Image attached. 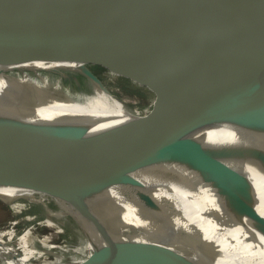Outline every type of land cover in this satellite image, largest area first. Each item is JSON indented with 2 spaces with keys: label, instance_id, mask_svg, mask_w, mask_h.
Masks as SVG:
<instances>
[{
  "label": "water",
  "instance_id": "water-1",
  "mask_svg": "<svg viewBox=\"0 0 264 264\" xmlns=\"http://www.w3.org/2000/svg\"><path fill=\"white\" fill-rule=\"evenodd\" d=\"M14 1L34 27L175 103L146 122L0 115V182L64 203L97 233L87 240L114 252L105 264L143 260L88 198L157 207L174 195H264V0ZM252 211L264 235V215Z\"/></svg>",
  "mask_w": 264,
  "mask_h": 264
},
{
  "label": "bare ground",
  "instance_id": "bare-ground-1",
  "mask_svg": "<svg viewBox=\"0 0 264 264\" xmlns=\"http://www.w3.org/2000/svg\"><path fill=\"white\" fill-rule=\"evenodd\" d=\"M2 59L23 61L0 64V115L13 121L146 122L175 106L119 68L34 27L14 0H0ZM89 72L100 82L88 76ZM119 82L131 84L146 102L136 105L135 97L119 96L114 86ZM174 198L171 206L157 207L102 198H88V202L106 220L108 231L118 242L128 241L130 249L142 255L141 263L134 260L130 264H264V235L252 211L264 215V195ZM0 200L13 212L0 226V264H105L99 258L115 255L104 250V240H88L84 248L87 256L67 262L65 254L74 249L50 241L63 232L62 223L72 214L43 190L2 181ZM32 206L38 207L40 214L34 211L20 216ZM40 228L50 231L40 235ZM89 233L97 235L91 228Z\"/></svg>",
  "mask_w": 264,
  "mask_h": 264
},
{
  "label": "rangeland",
  "instance_id": "rangeland-1",
  "mask_svg": "<svg viewBox=\"0 0 264 264\" xmlns=\"http://www.w3.org/2000/svg\"><path fill=\"white\" fill-rule=\"evenodd\" d=\"M119 84H121V88ZM114 86L119 96H128L129 98L135 97V100L138 102L136 103V105H141L146 102L145 97L139 91H137L131 84L126 82L124 83L119 82V83H115ZM10 210L11 209L9 205L6 202L0 201V226L4 225L13 216V212L12 210L11 211ZM34 211L40 214L38 207L32 206L28 210L21 211L20 216L25 215L26 212H34ZM76 221L77 220L74 218V216L67 218L62 223L61 229H63V232L58 234V236H56L50 241L51 243H55V242L60 244L66 243L69 245L70 248L74 249L73 253L69 251L68 254H65L67 262L82 260L87 256V252L85 251L84 248L85 245L88 243L86 234H88L89 227H87L80 221L77 222ZM19 227L20 226H18V228ZM48 231H50V229L42 228L39 233L40 235H43Z\"/></svg>",
  "mask_w": 264,
  "mask_h": 264
}]
</instances>
